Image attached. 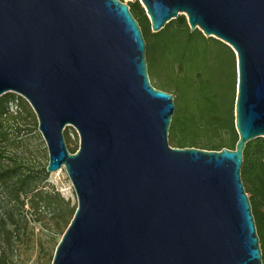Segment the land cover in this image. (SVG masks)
<instances>
[{
  "label": "water",
  "instance_id": "water-1",
  "mask_svg": "<svg viewBox=\"0 0 264 264\" xmlns=\"http://www.w3.org/2000/svg\"><path fill=\"white\" fill-rule=\"evenodd\" d=\"M157 34L179 16L235 52L236 150L169 143L175 97L150 80L146 41L120 0H0V98L22 97L65 168L76 214L52 264H264L241 177L264 138V0H126ZM72 127L79 150L68 149Z\"/></svg>",
  "mask_w": 264,
  "mask_h": 264
},
{
  "label": "trees",
  "instance_id": "trees-1",
  "mask_svg": "<svg viewBox=\"0 0 264 264\" xmlns=\"http://www.w3.org/2000/svg\"><path fill=\"white\" fill-rule=\"evenodd\" d=\"M129 7L146 41L148 71L157 78L155 88L175 97L169 134L172 144L181 149L236 150L235 52L217 39L191 31L185 16H179L161 32L151 33L139 2ZM24 120L38 130L37 117L26 100L15 94L0 98V264H19L17 252L32 244L44 210L51 211L58 231L52 240L54 252L46 262L52 264L77 209L49 185L48 165L32 161L27 151L20 150L19 123ZM70 152L75 154L77 150ZM241 177L246 194L252 195V202L249 200L264 262V213L259 210L264 202V138L246 146Z\"/></svg>",
  "mask_w": 264,
  "mask_h": 264
},
{
  "label": "rangeland",
  "instance_id": "rangeland-1",
  "mask_svg": "<svg viewBox=\"0 0 264 264\" xmlns=\"http://www.w3.org/2000/svg\"><path fill=\"white\" fill-rule=\"evenodd\" d=\"M122 2L126 3L127 5H131V4H136L139 1L122 0ZM139 4L144 9L145 14L147 16L144 6L140 2ZM150 31H151V27H150ZM149 77L152 85L154 87H157L156 76H153L149 71ZM19 124L21 127V132L19 135L20 138L19 140L21 142L20 150L27 151L29 158L32 161L44 165H48L49 163L48 149L39 130H35L31 122H29V120L21 121ZM65 138L69 150H73V149L77 151L79 150L80 138L77 134V131L74 128L68 127L66 129ZM169 143L172 147H175L170 141V139H169ZM49 185L51 186L52 189H54L55 192L59 193L61 198L64 199L66 202H68L72 208H76V209L78 208L77 195L75 193L74 187L68 177L65 168H63L61 171H58L57 173L49 174ZM248 197L252 202V195L248 194ZM259 210L264 213V202L260 206ZM252 212L254 217H256L253 208H252ZM41 217H42V221L40 225H37L35 228L34 236L32 238V244L29 246V248L22 246L17 252L19 264H46L50 254L51 253L53 254L54 252L53 251L54 249L52 248V243H53L52 240L54 237H56L58 233L55 225L56 220H53L52 213L51 211L48 210L46 211L44 210L43 215Z\"/></svg>",
  "mask_w": 264,
  "mask_h": 264
}]
</instances>
